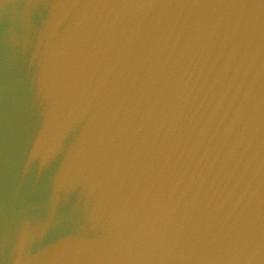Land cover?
Listing matches in <instances>:
<instances>
[{
  "label": "water",
  "instance_id": "1",
  "mask_svg": "<svg viewBox=\"0 0 264 264\" xmlns=\"http://www.w3.org/2000/svg\"><path fill=\"white\" fill-rule=\"evenodd\" d=\"M0 264H264V0H0Z\"/></svg>",
  "mask_w": 264,
  "mask_h": 264
}]
</instances>
